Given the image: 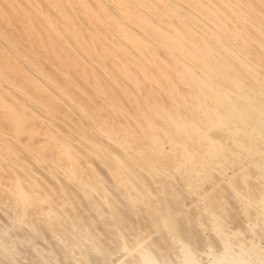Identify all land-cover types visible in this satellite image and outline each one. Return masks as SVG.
<instances>
[{"label": "bare ground", "instance_id": "bare-ground-1", "mask_svg": "<svg viewBox=\"0 0 264 264\" xmlns=\"http://www.w3.org/2000/svg\"><path fill=\"white\" fill-rule=\"evenodd\" d=\"M0 264H264V0H0Z\"/></svg>", "mask_w": 264, "mask_h": 264}, {"label": "rangeland", "instance_id": "rangeland-1", "mask_svg": "<svg viewBox=\"0 0 264 264\" xmlns=\"http://www.w3.org/2000/svg\"><path fill=\"white\" fill-rule=\"evenodd\" d=\"M210 253V251H209V248L208 247H206L205 248V250H204V254H201V255H199L200 256V259L202 260V261H204V257H205V262L206 261H208V260H211L212 258V255H211V253ZM207 257H208V260H207Z\"/></svg>", "mask_w": 264, "mask_h": 264}]
</instances>
